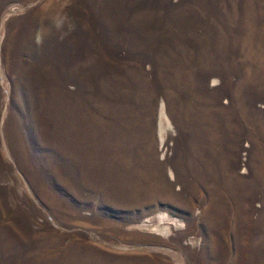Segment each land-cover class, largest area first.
<instances>
[{"label": "rangeland", "instance_id": "obj_1", "mask_svg": "<svg viewBox=\"0 0 264 264\" xmlns=\"http://www.w3.org/2000/svg\"><path fill=\"white\" fill-rule=\"evenodd\" d=\"M0 264H264V0H0Z\"/></svg>", "mask_w": 264, "mask_h": 264}, {"label": "bare ground", "instance_id": "obj_2", "mask_svg": "<svg viewBox=\"0 0 264 264\" xmlns=\"http://www.w3.org/2000/svg\"><path fill=\"white\" fill-rule=\"evenodd\" d=\"M172 196H173V197H172L171 199H174V201H175V200H178V199L180 198V197H175L173 194H172ZM197 198H198V197H197ZM180 199H181V198H180ZM183 201H185V200H183ZM210 208H211V206H210ZM206 213H209V210H207ZM203 218H204V215H203Z\"/></svg>", "mask_w": 264, "mask_h": 264}, {"label": "trees", "instance_id": "obj_3", "mask_svg": "<svg viewBox=\"0 0 264 264\" xmlns=\"http://www.w3.org/2000/svg\"><path fill=\"white\" fill-rule=\"evenodd\" d=\"M3 148V151L5 152V149H4V147H2ZM122 248H126L125 246H122Z\"/></svg>", "mask_w": 264, "mask_h": 264}]
</instances>
